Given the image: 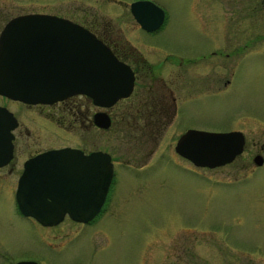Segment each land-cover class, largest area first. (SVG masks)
I'll return each mask as SVG.
<instances>
[{
  "label": "rangeland",
  "instance_id": "1",
  "mask_svg": "<svg viewBox=\"0 0 264 264\" xmlns=\"http://www.w3.org/2000/svg\"><path fill=\"white\" fill-rule=\"evenodd\" d=\"M135 1L0 0V30L10 18L22 14L62 16L102 36L110 32L156 67L165 61L173 64L165 76L187 79L189 95L182 112L149 155L145 146L132 145L128 127L118 125L106 134L107 150L123 162L112 188L111 207L98 220L95 241L75 243L61 255L67 259L69 253H76L74 264L89 259L91 264H264V162L256 166L252 154L259 150L264 161V52L259 42L243 48L250 40L249 30L263 26L259 7L257 16L251 17L250 0H148L165 12L163 27L149 33L130 13ZM215 44L223 53L238 48L227 60H222L223 55L218 60L203 57ZM214 62L218 64L211 68L206 65ZM209 71L207 85L201 89L202 76ZM226 79L230 82L224 86ZM130 104L135 103L129 99L122 105ZM0 106L15 112L21 121H33L26 115L34 114L33 108L23 110L20 103L2 96ZM43 126L38 132L43 147L85 145L80 130L67 133L45 121ZM187 128L241 131L244 151L222 167H195L174 151L176 139ZM33 138L34 131L29 141ZM101 139L98 132L91 133L97 146ZM15 214L13 194L2 186L0 264L19 255L35 256L37 236L42 235L44 246L50 247L52 235L59 231Z\"/></svg>",
  "mask_w": 264,
  "mask_h": 264
},
{
  "label": "water",
  "instance_id": "2",
  "mask_svg": "<svg viewBox=\"0 0 264 264\" xmlns=\"http://www.w3.org/2000/svg\"><path fill=\"white\" fill-rule=\"evenodd\" d=\"M130 12L142 29L152 32L164 22V11L148 0L135 1ZM134 75L96 36L68 19L26 14L7 22L0 32V96L30 105L50 104L71 95H86L98 106H111L130 95ZM97 125L108 127L101 114ZM18 121L0 106V167L13 156ZM240 131H186L175 151L197 167L216 168L242 153ZM260 166L263 158H253ZM18 180L15 199L20 212L44 226L57 225L65 214L87 223L100 211L113 177L108 154L84 155L61 148L29 159ZM15 264H36L21 261Z\"/></svg>",
  "mask_w": 264,
  "mask_h": 264
},
{
  "label": "flooded vegetation",
  "instance_id": "3",
  "mask_svg": "<svg viewBox=\"0 0 264 264\" xmlns=\"http://www.w3.org/2000/svg\"><path fill=\"white\" fill-rule=\"evenodd\" d=\"M253 1L255 3L254 6H252ZM248 6L250 11L249 16L251 17L257 16L256 10L259 7L260 19H262L263 26L258 31L252 30L254 28L249 30L250 40L243 44V48L245 49L246 47L254 46L257 42H259L262 45L260 50L264 52V0H250ZM104 33V36L98 33L96 35L105 45L109 47L112 53L121 62L129 65L134 74L133 89L130 95L125 99L118 100L111 106L95 105L93 100L85 95H71L63 100L50 104L29 105L14 101L20 103L23 106V110H31V108H33L34 114L28 116L26 113L27 118L33 121H21L17 114L13 112L18 121V126L13 130V156L7 165L0 168V188L2 186H6L9 190H11L13 194L15 215L17 218L30 221L42 228H48L42 226L33 217L24 216L18 209L15 200V191L18 180L25 170V163L42 152L65 147L79 149L87 156L94 152L106 153L111 158V163L113 165V177L105 201L101 207V211L94 219L87 223L74 221L68 214H65L60 223L53 227H49L59 229V231L52 235L53 243H51L50 247H45L42 235H38L36 238L38 252L35 256L19 255L18 257L9 259L7 264H15L26 260L34 261L36 264H64L65 261H67L68 264H74V254L76 253H69L67 259H65V257L61 255V252L66 248H70L75 243L79 245L81 243L87 244L91 240L95 241L94 238L98 236L97 230L95 229L97 228L96 225L98 224V220L102 214L105 213L107 208L111 207L112 202L110 201V198L112 196V188H114L115 179L120 171V165L123 164L122 161H118L117 158L107 150L105 145L107 141L105 137L106 134L110 132L112 128L115 129L120 127L118 125L128 127L132 130V133L128 137L132 142V145H135L136 148H143L145 146L149 155L153 146H155L160 139H162V134L165 133V130L173 124L175 120L177 121V118L182 112L181 108L183 107L186 97L189 95L187 93L188 88L186 89L185 86V81H187V79L184 77L179 79L175 76L172 79L169 75L165 76L167 68L174 65L167 64V61H165L156 67L153 63L145 59V57L136 48L132 47L129 42L120 43V41L109 34L110 32L107 33L104 31ZM217 46L218 44H215L203 57L218 60L220 56L223 55V57H221L222 60H227L228 57H230V54H233L232 51H236L238 48L233 47L234 49L231 48V50H226V52L223 53L216 50ZM246 53L247 52L245 50L243 55L245 56ZM216 64L218 63L214 62L206 65L211 68ZM179 73L180 72H178V74ZM209 74H211V71H209L206 75L205 73L203 74L204 76H202V78L204 83L201 89H204L205 85H207L205 81L208 79ZM215 81L217 82L218 87L216 86V89L214 90L218 91L219 81L218 79H215ZM175 82L178 83H176V87ZM229 82L230 80L226 79L223 83L224 86H226ZM183 87L186 90H184ZM129 99L135 104L122 105L124 101ZM99 114L108 118V127H105L104 125H97V123H95V116ZM44 121L67 133L74 130L82 131L85 136V145L81 147L70 144H50L47 147H43L40 140L42 138L40 133L42 132H38L43 129ZM188 129L192 128H187L185 131ZM33 131L35 138L29 141L33 135ZM93 131L98 132L102 138L100 146H97L95 141H91V133ZM182 133L178 136V138L182 135ZM260 150H263V147H261ZM252 154L255 156L259 155L260 152L256 149ZM145 165L147 164L142 166ZM134 167L137 168L135 164ZM66 226H68V228H66ZM92 230L94 231L92 232ZM97 263L99 264L101 262L99 261ZM86 264H91V260H86Z\"/></svg>",
  "mask_w": 264,
  "mask_h": 264
},
{
  "label": "trees",
  "instance_id": "4",
  "mask_svg": "<svg viewBox=\"0 0 264 264\" xmlns=\"http://www.w3.org/2000/svg\"><path fill=\"white\" fill-rule=\"evenodd\" d=\"M89 30L93 31L94 33H96L91 27L85 25ZM97 34V33H96Z\"/></svg>",
  "mask_w": 264,
  "mask_h": 264
}]
</instances>
